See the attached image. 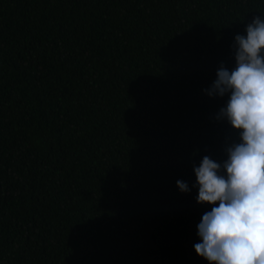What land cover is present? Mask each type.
Returning a JSON list of instances; mask_svg holds the SVG:
<instances>
[{"label": "trees", "instance_id": "obj_1", "mask_svg": "<svg viewBox=\"0 0 264 264\" xmlns=\"http://www.w3.org/2000/svg\"><path fill=\"white\" fill-rule=\"evenodd\" d=\"M262 12L0 0V264H210L194 168L227 159L240 130L217 119L229 95L205 89Z\"/></svg>", "mask_w": 264, "mask_h": 264}, {"label": "clouds", "instance_id": "obj_2", "mask_svg": "<svg viewBox=\"0 0 264 264\" xmlns=\"http://www.w3.org/2000/svg\"><path fill=\"white\" fill-rule=\"evenodd\" d=\"M233 50L235 67L222 63L205 91L229 95L217 119L240 130L239 139L226 147L224 161L206 155L194 168L197 202L213 205L197 225L202 242L194 248L210 264H264V18L254 17L246 35L235 36ZM177 185L191 190L183 180Z\"/></svg>", "mask_w": 264, "mask_h": 264}]
</instances>
